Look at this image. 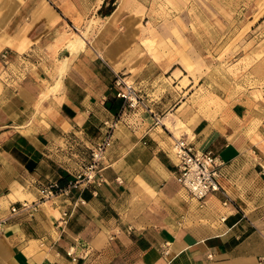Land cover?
I'll return each instance as SVG.
<instances>
[{"label": "crops", "instance_id": "0c3cea01", "mask_svg": "<svg viewBox=\"0 0 264 264\" xmlns=\"http://www.w3.org/2000/svg\"><path fill=\"white\" fill-rule=\"evenodd\" d=\"M143 9L142 0H0V56L12 66L38 52L52 71L19 78L8 68L11 83L0 85V264H264V143L233 107L190 106L184 73L142 50ZM114 74L141 106L111 132L103 183L40 202L120 118ZM174 139L222 162L220 190L202 202L177 181ZM23 202L39 203L36 212Z\"/></svg>", "mask_w": 264, "mask_h": 264}, {"label": "rangeland", "instance_id": "374dc122", "mask_svg": "<svg viewBox=\"0 0 264 264\" xmlns=\"http://www.w3.org/2000/svg\"><path fill=\"white\" fill-rule=\"evenodd\" d=\"M142 2V50L184 73L182 86L191 82L190 106L206 114L233 107L248 131L264 143V0ZM80 42L75 39L68 48L74 51ZM43 61L30 51L13 67L12 62L2 64L0 85L11 83L13 71L19 78L28 72L52 76L41 69ZM43 86L41 96L46 98L44 81Z\"/></svg>", "mask_w": 264, "mask_h": 264}, {"label": "built area", "instance_id": "2783aa9c", "mask_svg": "<svg viewBox=\"0 0 264 264\" xmlns=\"http://www.w3.org/2000/svg\"><path fill=\"white\" fill-rule=\"evenodd\" d=\"M0 58L2 64L6 66L9 60L7 53L1 54ZM113 88L116 91V97L122 100L124 104L120 118L113 122L103 123L105 137L89 150L88 161L74 172L72 179L65 186L62 187L57 182L43 186L40 191V202L50 200L57 196H68L72 189L82 185L98 188L103 183L102 172L106 168V153L111 146V132L118 121L127 119L128 114L126 112L128 110L134 111L135 108L141 106L135 91L131 85L126 83L123 75L114 74ZM132 116L135 119V125L138 119L137 112H133ZM155 121L157 124L159 123V120L156 119ZM171 151L175 159L177 181L188 191L193 199L202 202L209 194L220 190L217 180L220 176L222 162L213 153L195 151L183 139H174ZM38 204L23 202L20 204V210L32 214L36 212ZM223 204L226 205L227 202ZM15 212L16 209L12 208L11 213ZM2 225L3 220H0V234L2 233ZM67 255L71 257V253Z\"/></svg>", "mask_w": 264, "mask_h": 264}, {"label": "bare ground", "instance_id": "6f19581e", "mask_svg": "<svg viewBox=\"0 0 264 264\" xmlns=\"http://www.w3.org/2000/svg\"><path fill=\"white\" fill-rule=\"evenodd\" d=\"M70 44H72V43H70ZM71 46H73V45H71ZM73 48V47H72Z\"/></svg>", "mask_w": 264, "mask_h": 264}]
</instances>
